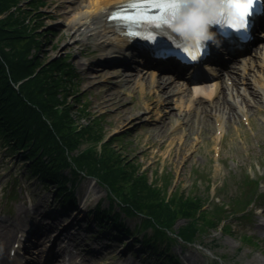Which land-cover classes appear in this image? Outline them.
Instances as JSON below:
<instances>
[{
    "label": "rangeland",
    "instance_id": "1",
    "mask_svg": "<svg viewBox=\"0 0 264 264\" xmlns=\"http://www.w3.org/2000/svg\"><path fill=\"white\" fill-rule=\"evenodd\" d=\"M42 1L39 3V20L44 27L39 32V38L42 40L39 54L47 58V61L62 56L69 58L76 71L78 78L76 86L78 91L82 92V100L88 104L94 115L101 117L102 141L107 135L110 136L114 131L120 130V134L125 135L124 141L121 142L125 146V157L141 164L144 170H148L150 176L155 177V169L159 173L170 172L174 175L169 191L180 186L181 191H196L205 195L209 192L207 186L213 185L226 198L244 190L241 178L246 174L259 178L263 182L261 189L264 192V106L262 103L256 102L249 95L248 109L243 111L248 121H244L239 113H234V118L229 117L227 121L221 120L220 113L215 108L210 109L211 116L205 117L206 119H203L202 115H194V112L188 115L189 112L185 111H190V108L185 104H179L182 101L186 83L184 79H178L182 82L184 91L177 92L171 98L169 101L171 103L167 104L170 105L169 108L162 106V101L165 98L168 99L169 95L155 97L147 108L146 101L151 99L150 87L144 86L141 90L137 75L135 77L137 83L120 82L114 72L124 70L134 75L142 71L143 66L123 69L119 66L97 67L94 65L89 71L82 70L81 61L97 62L102 56L93 52L95 49H102L97 44L100 38L86 39L82 33L84 27L70 34L72 33L70 21L74 13L68 6L77 3L81 7L86 0ZM63 4L68 5L66 9L61 7ZM66 11L70 17L64 19L56 17L57 14ZM105 69L112 72L96 78L98 72L106 71ZM116 91L124 93L121 96L125 104L129 105L128 107L125 104L112 103L114 101L108 97V94L114 96ZM227 93L231 95V92ZM70 100L74 102L73 97ZM168 111H172L173 114L169 118L164 117V113ZM81 123L85 125L87 119H82ZM221 123L225 125V128H222L221 138H217L219 135L216 131ZM91 143L93 142H84L78 149H86ZM217 144L220 148L219 155L216 153ZM23 160V156L5 153L0 147V224H3L5 220L10 221L12 231L17 234V237H21V234H30L28 230L31 228L38 229L37 232L30 234L29 241H25V249L29 250L25 254L27 258L25 264H63V262L65 264H115L118 257L125 260L124 264H158L157 256L145 254L147 249L145 244L141 245L143 251L139 254L142 255L137 256L138 252L133 250V246H128L130 239H126L127 245L112 237L103 240V236H99L102 232L97 231L94 225H87L86 230L78 229L75 232H70L71 229L66 227L65 232L59 234L62 226L60 219H63L64 215L55 218L56 228L47 229L49 222L54 221L42 216L41 213L50 203L55 185L50 182L41 184L36 181L34 175L24 176L22 174ZM61 171L67 173V169H61ZM11 178H15V183H12ZM65 184L69 185L70 180L68 179ZM72 184L74 195L79 199V204H84L87 208L88 214L92 210L90 207L98 200L96 204L98 209L108 207V212L118 211L117 217L121 220L122 226L133 229L136 221L140 220L139 213L125 215L116 206V201L106 195L104 186L91 177L77 176ZM13 190L16 192L15 197H11ZM213 191L212 189V195ZM29 197L32 198L31 202ZM184 221V219H178L172 229L176 230ZM232 224L233 234L220 231L198 234L193 239V244L178 245L176 242H171L167 251L176 256V264H264V214L260 212V209H256V214L234 220ZM39 227L43 234H39ZM107 230L106 234L110 237L112 227ZM141 230L143 229L136 233L137 239L141 232H145L147 236L152 233L150 227ZM239 232L260 238V247L243 244L238 237ZM89 233L96 234V239L93 236L87 237ZM43 235H47V238L41 241ZM65 235L68 238H75V243L66 242ZM48 238H52V243L47 240ZM11 241L12 238L4 244V248L0 250L1 255H6L7 246ZM105 243L109 245H104ZM57 252H59L57 260L45 262L46 254L49 253V256ZM69 254L73 256L68 258ZM21 256H24V253ZM216 257H220L221 260H217Z\"/></svg>",
    "mask_w": 264,
    "mask_h": 264
},
{
    "label": "trees",
    "instance_id": "2",
    "mask_svg": "<svg viewBox=\"0 0 264 264\" xmlns=\"http://www.w3.org/2000/svg\"><path fill=\"white\" fill-rule=\"evenodd\" d=\"M42 2L0 0V147L5 153L23 156V174L35 175L42 184L53 183L54 192L69 203L74 198L65 182L82 175L94 177L120 209L141 213L136 228L150 227L152 231L148 237L143 233L141 241L149 245L150 253L160 254L163 263L174 264L166 251L171 241L191 243L198 234L219 230L233 234L232 221L249 215L236 213L253 199L256 181L241 178L244 190L226 197L227 203L220 205L210 202L207 193L181 191L180 186L169 191L174 175L155 169V177L150 176L141 164L125 157L123 135L98 147L103 139L102 120L82 100L69 58L47 61L39 54V32L44 27L39 20ZM82 119H87L85 125ZM88 141L93 142L88 148L78 149ZM117 215L116 211L95 212L97 222L104 219L115 226L116 235L131 232ZM178 219L185 221L173 230ZM238 237L243 244H261L258 237L245 232H239ZM161 240L164 246H158Z\"/></svg>",
    "mask_w": 264,
    "mask_h": 264
},
{
    "label": "bare ground",
    "instance_id": "3",
    "mask_svg": "<svg viewBox=\"0 0 264 264\" xmlns=\"http://www.w3.org/2000/svg\"><path fill=\"white\" fill-rule=\"evenodd\" d=\"M122 1L123 0H86L85 4H83L81 7L77 3L70 6L63 4L61 7H63L64 9H66L67 6L71 7V10L74 13L70 21V29L72 30V33L70 34H73L76 32V30L79 31L81 27L86 26L88 32L87 36L91 35V33L94 32L97 36L104 37L105 42L103 46H105L107 49L111 48V50L107 53L108 55L106 58H111L115 55L113 53L114 47L120 46L122 42H120V39H118V37L113 34L115 38H117L118 42H120L114 43V40H112L111 36L108 35V33L111 32V26L107 25L108 21L106 20V16L110 9L114 8L116 4ZM56 17L58 19H64L70 16H68V11H66L57 14ZM260 47L261 49H264V43H262ZM250 49L252 51L250 50L251 52H249L247 55L237 58V61H233L230 64H223L222 68L217 71H211L210 68L209 73H212L210 77L200 79L193 84L188 82L189 85H184L185 91L182 87V82L178 81V79L183 78L182 75H164L165 73L159 74L158 72L147 70H142L140 72L138 71L140 74L137 72L134 75L129 74L124 70H117L114 72L116 73L115 77L119 79L120 82H126L128 84L131 82L137 83L135 81V77L137 75L139 76L138 85L141 87V90L144 88V86L150 87L151 99H148V101H146L147 108H149L150 103L155 97L159 98V96L162 95L170 96L168 97V99L165 98V100L162 101V106H164L165 108H169L170 105L165 104H170L171 102L169 101L177 92L182 93L184 91L185 93L183 92V96L181 97L182 101H180L179 104H185L188 108H190V111H185L187 113L189 112L188 115L191 112H194V115H202V118L206 119L205 117L210 115V109L215 108L216 111L220 113V119L227 121L229 117L234 118V113L237 114L241 111V105H244V103L245 105H247L249 103V95H251L254 99L256 95H258L259 99L264 100V55H260L257 53V46ZM255 60H258L256 65L262 67V74L260 76L261 80L259 84H254L252 88L248 90L249 87L246 84V77L250 73V71L254 72V69L252 68L250 62ZM105 70L106 71L102 72L99 71L96 78L112 72V70L109 69ZM224 79H232V85L227 84ZM148 82L149 84H147ZM238 83L244 84V87L238 88ZM230 86H232L235 90L236 96H240V100L236 98L232 99L230 96L227 97L224 92L225 90L222 91V89H228L230 88ZM239 89H242L245 92H241L239 91ZM121 94L124 93H122V91H116L114 96L108 94V97L114 101L112 102L114 105L125 104V101L123 100ZM125 106L128 107L129 105L125 104ZM172 114V111L165 112L164 117L169 118ZM219 128H225V125H222L221 123ZM15 236L16 233L12 231V223L10 221L5 220L3 224H0V250L4 248V244L8 241V239L10 240L12 238V240H16ZM46 237L47 235H43V239L41 241H44ZM26 239L27 237H25V240ZM21 241L22 240L19 238L18 242L22 243L23 241ZM12 247L13 244L9 247V250ZM95 253L96 252L94 251V254ZM57 259L58 255H54L50 258V260ZM0 264H8L6 257L1 254ZM63 264H65V262H63Z\"/></svg>",
    "mask_w": 264,
    "mask_h": 264
},
{
    "label": "snow or ice",
    "instance_id": "4",
    "mask_svg": "<svg viewBox=\"0 0 264 264\" xmlns=\"http://www.w3.org/2000/svg\"><path fill=\"white\" fill-rule=\"evenodd\" d=\"M226 2L230 8L222 24H227L232 29H245L246 31L255 0H226ZM179 3L180 0H130L128 5L118 6L109 18L127 25L128 35L152 40L155 38L154 29H168ZM203 49L204 46L199 43L195 45L184 43L180 50L185 59L191 61L197 59ZM158 53L165 55L167 50L159 49Z\"/></svg>",
    "mask_w": 264,
    "mask_h": 264
},
{
    "label": "clouds",
    "instance_id": "5",
    "mask_svg": "<svg viewBox=\"0 0 264 264\" xmlns=\"http://www.w3.org/2000/svg\"><path fill=\"white\" fill-rule=\"evenodd\" d=\"M229 8L226 0H180L168 29L189 45L216 43L218 34L210 26L222 23Z\"/></svg>",
    "mask_w": 264,
    "mask_h": 264
}]
</instances>
